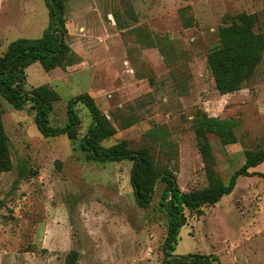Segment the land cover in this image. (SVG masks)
I'll return each mask as SVG.
<instances>
[{"label":"rangeland","instance_id":"rangeland-1","mask_svg":"<svg viewBox=\"0 0 264 264\" xmlns=\"http://www.w3.org/2000/svg\"><path fill=\"white\" fill-rule=\"evenodd\" d=\"M63 64L25 70V88L45 86L58 99L48 125L62 129L70 98L88 95L112 135L145 150L155 173H173L181 191L208 180L197 149L198 114L236 122L235 143L208 135L215 175L226 183L248 150L264 147V51L239 88L217 91L207 64L219 30L242 13L264 37V0H63ZM50 22L45 0H0L1 49L40 38ZM76 137L43 136L35 110L0 98L11 169L0 172V264H164L168 216L157 180L147 208L136 205L132 161L100 162L79 147L91 123L73 105ZM239 177L233 191L200 212L185 210L173 254L213 255V264H264V163Z\"/></svg>","mask_w":264,"mask_h":264},{"label":"trees","instance_id":"trees-1","mask_svg":"<svg viewBox=\"0 0 264 264\" xmlns=\"http://www.w3.org/2000/svg\"><path fill=\"white\" fill-rule=\"evenodd\" d=\"M50 22L40 38H20L11 41L1 49L0 41V98L12 107L20 109L26 104L35 110V124L43 136L65 133L68 138L76 137L79 120L73 111L75 103L84 104L91 115V123L86 134L79 141V147L88 153L91 159L107 161H132L130 184L136 205L147 208L152 200L156 181L165 184L159 206L167 216V233L163 243L164 264H213V255L188 254L174 255L179 229L185 224V210L200 212V208L215 205L225 195H229L239 177L250 176L249 169L264 163V147L248 150L244 163L235 170L224 183L213 169L214 157L208 135H215L222 145L235 143L234 127L236 122L229 119L198 114L194 120V133L197 149L204 163L208 184L205 188L183 192L176 177L169 171L155 173L152 161L145 150H132L124 142L104 147L101 142L112 135L107 120L99 114L93 100L86 94L70 98L67 103L68 121L64 128L53 129L48 125V116L57 94L45 86L27 90L25 88V70L34 63H39L44 71L61 66L68 51L66 45L67 30L63 19V0H45ZM220 45L207 55L214 85L221 94L236 91L240 83L249 75L260 60L264 51V37L253 30V19L244 13L238 16V22L219 30ZM11 169L9 141L3 129L0 114V172ZM76 252L67 255L66 264H73Z\"/></svg>","mask_w":264,"mask_h":264}]
</instances>
